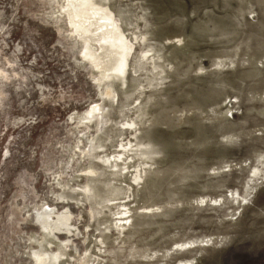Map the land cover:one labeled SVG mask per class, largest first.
Here are the masks:
<instances>
[{
  "label": "rangeland",
  "instance_id": "1",
  "mask_svg": "<svg viewBox=\"0 0 264 264\" xmlns=\"http://www.w3.org/2000/svg\"><path fill=\"white\" fill-rule=\"evenodd\" d=\"M263 159L264 0H0V264H240Z\"/></svg>",
  "mask_w": 264,
  "mask_h": 264
},
{
  "label": "water",
  "instance_id": "2",
  "mask_svg": "<svg viewBox=\"0 0 264 264\" xmlns=\"http://www.w3.org/2000/svg\"><path fill=\"white\" fill-rule=\"evenodd\" d=\"M240 264H264V220L262 221Z\"/></svg>",
  "mask_w": 264,
  "mask_h": 264
},
{
  "label": "bare ground",
  "instance_id": "3",
  "mask_svg": "<svg viewBox=\"0 0 264 264\" xmlns=\"http://www.w3.org/2000/svg\"><path fill=\"white\" fill-rule=\"evenodd\" d=\"M264 160V159H263ZM253 176H255V178L258 176V174H256V173H254L253 174ZM254 177H253V180L255 179ZM241 195H242V193H241V191H239L238 192V195H237V197H236V199L235 200H237V202H238V200H240L241 199ZM243 197H244V195H243ZM242 197V198H243ZM43 215V214H42ZM42 215H40V213H38V220H42V218H44V215L42 216ZM42 217V218H41ZM195 239V238H194ZM198 239V238H197ZM200 239V238H199ZM197 245H201V244H197ZM197 245H194V246H197ZM194 246H192V248L194 247Z\"/></svg>",
  "mask_w": 264,
  "mask_h": 264
}]
</instances>
